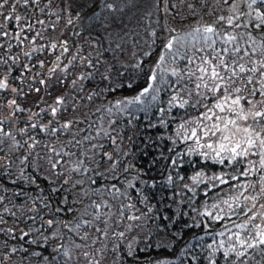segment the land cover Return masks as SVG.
<instances>
[{
	"label": "trees",
	"instance_id": "16d2710c",
	"mask_svg": "<svg viewBox=\"0 0 264 264\" xmlns=\"http://www.w3.org/2000/svg\"><path fill=\"white\" fill-rule=\"evenodd\" d=\"M13 1H9V4ZM55 1L58 5H63L62 0ZM68 1L71 8L82 17V21L69 28L68 48L75 57L83 55L86 60H91L95 65L93 69H90L89 65L85 67V73H92L90 78L85 79V87L88 89V95L93 93H98V95H92L91 100L85 97V100L89 103L90 110L99 107L96 112H92L91 116L94 120L106 116L109 120L108 124L110 123L106 129L108 135L104 136L102 143H97L100 153L96 155V159L100 160L99 163L104 164L106 169L114 170L118 176L112 179L107 176V179L99 181L107 180L119 183L116 185L118 188L126 187L130 203L136 205L142 210L139 212L145 215V218H141L143 220L141 221L142 229L137 232L138 241L134 245L131 243L139 255L138 264H155L161 259L171 260L172 264H209L211 250L207 248V245L214 241L216 244L220 226H224L225 219H228L225 217L222 221L213 220L207 215L200 214L201 202L205 198L213 196L217 191L216 188L211 187L207 191H203L200 186L193 192L190 187L185 188L184 185L187 184L194 171L198 169L215 171L222 165L204 160L198 154L189 155L183 142L177 140L174 144L169 139V136L173 134L174 126L182 117L198 114L203 111V108L194 109L188 106L181 109L177 105L169 111L168 101L176 91L175 88L178 87V85L172 87L169 83H158L160 92L157 100L146 98L144 104L128 105L124 112L117 110L115 102L135 96L146 86L145 81L149 74V68L154 67L160 55L164 53V44L172 34L168 33L169 29L175 28L176 32L180 33L187 30L186 27L196 26L191 20L194 22V18L205 17L204 12L208 9L209 3L212 6L213 0H208L206 7L202 6L201 0H183V2L168 0L170 10L168 12L163 11L164 0H160L158 5L156 0ZM231 1L229 0V2ZM44 2V0H39L38 4L30 3L25 6L21 0L15 14L27 17L28 22L33 23L34 28L41 31V24L37 21H41L43 18H52L47 13L48 10L44 6ZM189 3L195 5V13L188 7ZM108 4L113 7H106ZM6 7L8 8L9 5ZM39 9H44V11L41 12ZM246 10L247 7L244 5V9L241 11L246 12ZM187 19L188 22H185ZM153 30L156 31V37L151 35ZM32 31H26L30 40H32V35L36 34L34 29ZM81 37L82 39H80ZM153 40L155 43L152 42ZM25 41L23 44H26ZM5 43L6 50L3 54L7 60L5 67L17 66L16 72L22 76L23 72H27L22 68L23 62L31 61V59L28 56H21L20 44L7 49L8 41ZM128 50L131 54L128 56L131 57V63L121 62L119 59L126 57ZM37 51V53L42 52ZM144 53H150V55L145 56ZM17 55H19L20 62L18 64L10 63L9 57ZM96 59L98 60L96 61ZM138 62H141V70L135 68ZM178 66L184 69L186 61L180 59ZM103 75H107L108 79H103ZM166 79L174 82L176 77L169 72ZM129 83L133 85L132 89L127 88ZM121 85H125V87H121ZM195 99L192 98L193 101ZM161 108L165 109L163 114L159 111ZM161 119L169 122L167 127L160 124ZM44 121L47 120L44 119ZM44 121H38V123L45 124ZM92 122L88 126L92 127ZM150 124L155 127H149ZM25 125L23 126L25 127ZM55 126L57 125L55 124ZM50 128L55 127L50 126ZM86 134L88 135L87 132ZM26 136H33L40 142L33 149V153L29 155L22 150L20 155L16 153L17 151L6 155L0 167V196L5 197L4 201L0 203V216H3L6 221L4 224H0V228L16 229L12 235H8L6 232L0 233V261L2 264H20L22 260L23 264H45L41 257L31 255L33 252L39 251L43 256L49 257L51 264H65V261L67 264H82L70 254V259L66 257L64 251L69 253V247L72 245L70 242L84 243L94 249L95 246L90 242L89 237L93 233L97 235V229L104 230L106 224L103 220L104 214L100 213L103 206L97 209L95 206L92 207L91 203L102 204V200L99 195L95 194L93 185L90 184L85 201L79 203L72 189L65 185L61 188L62 181L59 178L56 181L50 180L44 174L42 162L44 163L45 155L36 150L43 148L45 140L48 141L50 136V138L54 137V140L57 137L62 140L63 137H66L65 140H67L69 136L67 131L64 133L59 130L56 134H52L51 131L41 132L39 128L35 130L29 128L28 133L23 134L22 141ZM113 137L116 140L115 144L112 143ZM59 138L55 142H61L63 145L66 141H59ZM77 145L80 147L79 143ZM101 151L112 153L113 159L107 160ZM82 153L88 163L89 155L86 152ZM24 155H28L29 158L22 163ZM65 157L63 155L61 159L65 160ZM173 159L177 161L175 165L171 163ZM117 161V166L113 169L112 164ZM129 165L132 167L125 172L124 169ZM61 166L62 164L59 165V168ZM91 167L93 171L90 169L89 173H95V168ZM129 172H133L134 175H130ZM168 175L173 177L172 183L168 182ZM32 177L36 178V182H31ZM128 181L134 182L135 189L128 187ZM96 184L99 185V183ZM52 188L60 190L54 193L51 191ZM37 197L49 204V207H43L40 200L33 204L32 201ZM65 198L67 203L62 202ZM4 207L11 209L16 213V216L13 217L11 213L3 212ZM32 208H36L38 211H30L29 209ZM57 208H61L63 211L57 212ZM96 213L102 217L99 223L94 219ZM90 214L94 219L91 223L88 222ZM33 216L36 218L35 220L27 219V217ZM80 217H84L88 222L84 229L81 227L76 229V226H72L78 223ZM49 219H54L57 223L49 227L46 224ZM241 219L243 218L238 216L234 218L237 223ZM65 223L68 224V227L64 226ZM20 229L24 231L31 229L32 232L21 240L19 238ZM81 231H86L88 240L80 239ZM54 232L57 235L53 236ZM117 232L120 231L117 230ZM43 237H48V240H43ZM33 239L38 243L31 244L30 241ZM117 240L120 245V248L117 249L119 255L111 257V261L107 264H134L132 258L122 259V253L129 243H124L123 239ZM60 245H63L62 249L58 248ZM13 246L18 249L14 254L9 251ZM23 249H27V252ZM53 249H57L55 259L50 255ZM252 253L256 254L257 258L258 254ZM5 256H8L9 259L4 260ZM221 256L222 252H219L215 257L217 264H223ZM260 257L264 262V255H260Z\"/></svg>",
	"mask_w": 264,
	"mask_h": 264
},
{
	"label": "snow or ice",
	"instance_id": "6c2138e0",
	"mask_svg": "<svg viewBox=\"0 0 264 264\" xmlns=\"http://www.w3.org/2000/svg\"><path fill=\"white\" fill-rule=\"evenodd\" d=\"M21 0H15V3L9 4V0H0V9H3L5 5H9L10 10L7 13L0 12V16L3 17L4 21L13 22L14 28L17 29L13 35L10 31L3 30L5 28L4 24H0V37L12 36L19 44H23L25 39H28L27 35H22L27 29L31 32L35 25L28 22L27 17H22L16 15L17 5ZM51 0H49V3ZM183 2V0H181ZM221 0H215V3L219 5ZM23 5L28 6L30 3H39V0H22ZM157 5L160 0H156ZM208 0H201L202 6L206 7ZM223 3L228 4L227 11L229 15H217L214 10H209V15H214L215 18L209 23H198L197 26L193 27L190 31L181 35L177 33L175 29H169L172 33L168 38L167 42L164 44V53L160 55L159 60L154 67L149 68V74L145 81L146 86H144L138 94L130 98L126 97L115 102V106L118 111L124 112L128 105L131 104H144L146 98H150L155 101L158 98L160 88L158 83H169L172 87L180 85V87L175 91V94L171 96L168 101V110L170 111L173 107L178 105L179 108L185 109L190 106L194 109L203 108L204 110L199 112V115L194 116L190 119H183L182 122L176 125L175 137L181 142L187 143L188 141H193L192 145L187 148L188 154H198L199 157L204 160L213 161L216 164L224 166H232L236 169L237 174H231L221 171L218 174H213L208 176L204 171H196L191 180L193 185H199L204 183L205 180L211 182L212 188H216L218 185H226L229 189H235L233 194H225L226 198H223L219 203H213L211 207L213 209H218L216 215H213L210 211H205L201 215H207L213 220H224L226 216H238L242 217L240 223L232 221L233 227L236 231L231 229H226L230 233L229 236V246L224 247L225 242L221 240L218 246H215V241L207 245V248L211 251L209 252L210 264H217L216 260L212 258L216 252L223 249V256L225 259L229 257L230 254L234 253L237 260L245 255L248 249H259L261 254L264 255V0H223ZM246 5L248 11H240L241 5ZM164 12L170 11L168 8V0H164ZM108 8H112L113 5H106ZM188 7L192 9L195 13L196 8L192 3L188 4ZM41 12L44 9H39ZM244 17V20H241ZM59 18V17H58ZM24 21V23H21ZM37 23L43 24L44 21H37ZM68 23L71 24L72 20L69 19ZM243 27L244 31H237ZM255 29L257 31V36H253L252 31L249 29ZM40 33L37 32L35 36L32 37V41H35L36 36ZM152 37H156V31L153 30L151 33ZM188 38H191L190 50L186 48V42ZM218 41L223 47L218 46ZM155 43V40L152 41ZM199 45V46H198ZM250 46V47H249ZM4 45L0 44V48ZM10 49L12 47L11 43L7 45ZM56 44H52L51 48L55 50ZM63 49V53L69 51L68 42L63 41L60 45ZM119 47V46H118ZM37 50L42 51L43 47L40 49L33 48L32 52ZM183 50V51H182ZM31 52H25V56H31ZM259 55V59L254 58ZM61 55H57L55 67L49 69L50 73H54L57 68L60 67L59 61L61 60ZM145 56L150 55V53H144ZM171 57L173 62L177 58L186 61V67L184 69L176 68H166L164 67L165 56ZM13 62H16V57H9ZM76 57H73L75 60ZM81 61L85 58L81 57ZM0 63H7V60L0 57ZM40 68L44 67V62L39 61ZM72 60L69 61V65ZM90 67H95L92 61H88ZM35 67V65H33ZM68 65L64 66V71L67 70ZM135 68L141 70V62L135 65ZM26 71H31L28 65H24ZM176 77L174 82H170L166 79L168 73ZM10 75V73H9ZM9 75H4L0 78V91H10L18 95H22V90L16 87H11L9 83ZM40 73L38 72L36 76L38 77ZM92 76L91 72L86 74H81L78 80L83 81ZM103 79H108L107 75H103ZM15 79L23 80V77H16ZM36 79V77H33ZM258 80L259 87H256L255 81ZM183 81L193 84L192 88H188L187 84H183ZM39 83L45 85L47 81L45 79H40ZM63 83V81H61ZM72 85L77 84V80L71 81ZM125 87V85H121ZM133 85L131 83L127 84L128 89H132ZM35 91L40 93V88L29 87V92ZM185 93L188 99H184L181 93ZM98 93H93L88 95L87 99L91 100L92 95ZM197 98L193 101L192 97ZM42 99V97H41ZM207 101L208 103H205ZM65 105V97L57 96L52 105H49L47 109L41 107L38 112H31L30 109H24L16 99H9L5 104H0V109L7 107L11 110L10 116L6 117V120H11L16 117L17 112L29 111L30 115L27 117V121H32L33 117L40 116L42 113L49 112L53 119H55L58 113L61 111L62 106ZM123 105V107H121ZM111 111V109H108ZM161 114L165 112V109L161 108L159 110ZM52 121L50 120L48 124H39L38 122L26 123L25 127L17 129L20 134H27L29 128L35 130L39 128L41 132L51 131L56 133L59 131L57 128H50ZM72 121H66L60 127L63 129H68L72 125ZM115 123V121H113ZM168 121L161 119L160 124L165 127L168 126ZM149 127H155V125L150 124ZM0 134L3 137L9 138L12 141L13 147H23L21 142L16 139V136L12 131H6L4 128V120H0ZM108 135V133H105ZM85 139H91L90 137H85ZM169 139L175 144L176 139L169 136ZM28 140L31 141L28 144L29 149H34L40 142L33 136H29ZM4 143L3 139H0V146ZM24 143H28L25 141ZM77 143H80L79 141ZM112 143L115 144L116 140L112 139ZM93 147H97L93 145ZM102 147V146H101ZM51 152L56 155L60 153L56 152L53 147L50 149ZM63 151V150H61ZM31 153H29L30 155ZM63 155H69V153L64 152ZM180 155V153H177ZM250 156H258V166L257 161L249 159ZM103 157L109 160L113 159L112 153L104 152ZM29 156H23V162L28 160ZM3 160V157H0ZM60 160L55 162L49 161L51 168L53 170L57 169L60 164ZM83 161H80L75 166L72 167V171L79 172L81 170V165ZM117 162H113L112 168L115 169ZM173 165L177 163L175 159L171 161ZM241 165L244 167L241 170ZM132 167L129 165L124 169L125 172ZM87 172L88 169L84 168ZM57 176H63V172H57ZM256 175L258 179L253 181L252 179H247L248 177ZM227 177V179L225 178ZM244 178V179H242ZM26 179H28L26 177ZM183 179V177H180ZM167 180L169 183L173 182V177L168 175ZM31 182H36V178L32 177ZM68 179H64L61 184H68ZM235 182V183H232ZM54 183V181H53ZM83 181H76V184H83ZM92 183H96L95 180ZM128 187L135 189V184L133 181H128ZM185 188H189V185L185 184ZM207 188V184H205ZM60 189L52 188V192H58ZM138 190V189H137ZM195 192V188L191 189ZM251 190V191H249ZM96 191H99L97 189ZM110 194H121L127 195V193H121L120 189L116 187L115 184L111 186L109 190ZM247 193V194H246ZM5 197L0 196V203L4 201ZM46 199V198H45ZM147 199V197H145ZM36 200L32 203L35 204ZM63 203H67L65 198ZM43 207L48 208L49 204L44 203L40 200ZM94 206L99 209L103 205L93 202ZM106 204V202H105ZM227 206L226 208L220 207V205ZM125 207L131 209L132 204H128ZM30 211H38L36 208L29 209ZM57 212L63 211L61 208L56 209ZM71 211V209H69ZM3 212L11 213L13 217L16 216L15 212H12L8 207H4ZM220 213H223L221 215ZM23 214V212H22ZM27 219L35 220L36 218L27 217ZM123 214L121 215V220H123ZM130 221H139L141 216L130 215L127 217ZM259 219V223H257ZM6 221L3 216H0V224H4ZM57 221L54 219H49L46 224L52 227ZM84 223H88L84 221ZM68 227V224H64ZM138 226V225H137ZM79 224L76 225L78 229ZM134 225L129 223L127 225V231H131ZM16 231L15 228H0V233H7L12 235ZM104 237H108L109 233L107 229L101 230ZM32 232L31 229L24 231L19 230V238L23 240L28 237ZM225 233L220 232L219 235L223 236ZM53 236L57 233H53ZM235 237L233 242L232 238ZM13 238H15L13 236ZM85 240L88 239V234L85 233ZM115 239L125 238V232H113L112 237ZM96 240L92 243L95 244ZM43 240L47 241L48 237H43ZM31 244H37L38 241L33 239L30 241ZM80 248L81 245H76ZM106 247V246H105ZM116 249L120 248L119 244L114 245ZM62 249L63 245L58 246ZM27 252V249H23ZM10 253L14 254L18 251L16 247H11L9 249ZM97 252H103V249H97ZM57 249H53L50 253L53 259L56 258ZM85 257H89L90 253L85 251ZM35 257H41L45 264H51L48 256H43L39 251L33 252L31 254ZM64 255L69 257V253L64 251ZM132 258L134 264H138L139 255L136 250L133 249L132 244L127 245L126 250L122 253V259ZM4 260L9 259L8 256L3 257ZM2 264V261H0ZM23 264V260L20 262ZM67 264V261H65ZM89 264H101L100 260L95 256H92ZM155 264H172L171 260L161 259L155 262ZM235 264V261L231 262Z\"/></svg>",
	"mask_w": 264,
	"mask_h": 264
},
{
	"label": "rangeland",
	"instance_id": "374dc122",
	"mask_svg": "<svg viewBox=\"0 0 264 264\" xmlns=\"http://www.w3.org/2000/svg\"><path fill=\"white\" fill-rule=\"evenodd\" d=\"M44 1H45L44 6H46L48 10L47 13L52 18L51 19L49 18L50 20L43 18L42 21H44V23L41 24L40 26L42 32L37 30V28H34L35 33L37 32L40 33L39 36H36L34 42L30 40V37L28 36V33L26 32L27 29H26L25 33L22 35H27L28 39H25L26 44H20V47H19L21 49L20 50L21 56H25L24 55L25 52L32 53L31 56H28L29 59H31V61L27 60V62L24 61L22 64L23 70H25L24 65H28L31 71L23 72L21 76L20 74H18V72H16V70L18 69L17 66L12 65L10 68H6L4 66L3 74L0 75V78H2L4 75H9L10 73L9 75L10 86L21 89L23 94L18 95L10 91H0V104L6 105L9 99H16L17 103H19L22 108L24 109L31 108V112H38L41 107L47 109L49 105H52L57 96L65 97V105L62 106L61 111L58 113L55 119L52 118L49 112L42 113L40 116L33 117V119L35 120V122L44 121L45 119L47 120V121H44L45 124H47L51 120L52 123L54 124L51 123L50 126H53L59 129L60 131L62 130L64 133L67 131V134H69L67 140H65L66 137H63V140L62 138L57 137L59 138V141H66V142L63 145L61 142H59L61 144L60 145L59 143L55 142L57 138H55L54 140L53 139L54 137L50 138L51 137L50 136L48 141L45 140V144H44L45 146L41 148L40 150H36V151L39 153H43L45 155L44 163L42 162L44 174L48 176L50 180H54V181H56L58 178L61 181H63L64 179H68L69 182L68 184H65V186L72 189V191L74 192L73 194L75 195V198L76 200H78L79 203L85 201L89 193L90 184L93 185L95 194L100 196L103 207L101 209V212L100 211L99 212L104 214L103 220H104V223L106 224L105 229H107L109 236L104 237L102 233L98 231H97V235L93 233L89 237L91 243L93 240H96L97 237H99V239L97 240L95 244L92 243L95 246L93 247L94 249H91L84 243L74 244L70 242L72 245L69 247V254L73 256V258L78 259L82 264H89L92 256H95L97 259H99L101 264H107L108 262L111 261V257L114 258L115 256L117 257L119 255L118 250L114 247V245L118 244L119 242L117 239L111 238L112 233L117 232V230L124 231L125 238H123L122 241H124V243L125 242L132 243L134 245L138 241L137 232H139L142 229L141 221L143 220L140 219L139 221H130L127 219V217L130 215H137V216H141V218L142 217L145 218V215L141 213L142 210L139 209L136 205L134 206L132 204L133 207L131 209L125 207L126 205L131 204L127 198V195L110 194L109 190L111 189V186L113 184L118 185L119 183H112L107 180L104 182L99 181L100 179H107V176L111 179L116 178L118 176V174H116L114 170L112 169L110 170V168H108L109 169L108 170L106 169L104 164L99 163L100 160L96 159V155H98L100 152L98 151L97 147L95 148L93 147V145L98 146L97 143H102V139L104 138V136H106L105 135V133H107L106 129H108V127L110 126V123L108 124L109 120L106 116L98 117V119L96 120L93 119V117L91 116L92 112H96L99 109V107H94L92 110L89 109L90 105L85 100V97H88V89L85 87V80L83 81L78 80V77L81 74H86L84 70H85V67L88 65L89 60L84 59L82 62L80 59L81 55L77 56L76 59L73 60L74 55L70 52V50L66 53H63V55H61V53L63 52V49L60 47L61 43L63 41H67V38L70 35L69 28L72 27V25L78 24L80 21H82V17L80 16V14H78V12H75L74 9L71 8L68 0H62L63 5H58L56 3L57 1L55 0L54 1L51 0L50 3H49V0H44ZM12 3H15V0L11 2V4ZM6 6L7 5H5L3 9H0V12L7 13L10 8L8 7L9 8L8 9ZM227 8H228V4L223 3V0H221L220 2V7H218V5L215 3V0H213L212 6H210V3H209L208 9L204 12V14H206L205 17L202 16V17L194 18L193 19L194 22L192 20L191 22L193 24H196V26L198 23H201V24L209 23L215 18L214 15H209L210 9L214 10L215 14L217 15L227 16L230 14L227 11ZM242 9H244L243 4L240 7V11ZM247 11L248 9L246 10V12ZM20 16L22 15L20 14ZM69 19L72 20L71 24L68 23ZM241 20L243 19L241 18ZM185 22H188V19ZM21 23H24V21H22ZM0 24L5 25V28L3 30L10 31L13 35L15 34V31L17 29L13 28L14 24L12 22L4 21L3 17L0 16ZM193 27H195V25ZM193 27L191 28L186 27L187 30L181 31L180 34L183 35L184 33L190 31ZM244 30L245 29L241 27V29H238L237 31H244ZM251 31H254L252 32L253 36H257V31H255L254 29H251ZM35 35L36 34H33L32 37ZM0 38L2 39L1 44L8 41V44L11 43L12 47L14 45L19 46V43L15 39H13L12 36L0 37ZM80 39H82V37ZM85 40L87 41L86 38ZM52 44L57 45L55 50L51 48ZM190 45H191V38H188L186 42V48H188L189 50H190ZM218 46L223 47V45H221L219 41H218ZM41 47H43L42 52H39V53H37L38 51H35L36 53L32 52L33 48L40 49ZM0 49L3 50L4 48H0ZM7 49L9 48L7 47ZM57 55H61V60L59 61L60 67L57 68L54 73H50L49 69L55 67L57 63L55 60ZM18 56L19 55L16 56V62H13V64L14 63L18 64L20 62ZM128 56H131L129 50L126 53V57H121L119 60L121 62L131 63V57H128ZM82 57L84 58L83 55ZM254 58L259 59V55L257 54ZM98 59H101V58H98ZM98 59H96V61ZM70 60H72V63L69 65ZM179 60L180 59L177 58L176 61L173 62L171 57L166 55L164 67L169 68V69L176 68L178 70L183 69V68H179L178 66ZM39 61L44 62L43 68H40L39 63H38ZM33 65H35V67H33ZM65 65H68L66 71L63 70ZM93 68L94 67H90V69H93ZM38 72L40 73V75L37 77L36 74ZM16 77H23V80L15 79ZM33 77H36V79H33ZM40 79H45L47 83L45 85H41L39 83ZM73 80H77V84L75 86H73L71 83V81ZM61 81H63V83H61ZM182 83L187 84L188 88H192L194 86L193 84L188 83L187 81H183ZM16 84H18L19 87ZM255 85L256 87H259L258 80L255 81ZM29 87L40 88L41 92L40 93H36L35 91L29 92ZM179 87L180 85H178V87H176L175 89L177 90ZM173 94H175V92ZM181 96L184 99H188L187 95L183 92L181 93ZM192 98L195 99L197 97L194 95ZM205 103H208V102L205 101ZM10 113H11V110L8 109L7 107L0 109V120H4L5 130L12 131L13 134L16 136V139L21 142L23 147H19V148L13 147L11 139L3 137V135L0 134V139H3L4 141L3 145L0 146V157H3V160H0V164L5 160L6 155L13 154L16 151L18 155L21 154L22 150H24L26 154L33 153V149H29L28 147V144L31 143V141L28 140V136H26L25 140L22 141L23 134H20L17 131V129L24 127L23 125H25L26 122H28L27 117L28 115H30V112L29 111L17 112L16 117H13L11 120H6L5 118L10 116ZM197 115H199V113L195 115H189L188 117H182L177 122V124L182 122L183 119H190ZM34 120L29 121V122L33 123ZM66 121H72L73 123L68 129L61 128L60 126L64 124ZM91 121H93L92 127L88 126V124ZM55 124L57 126H55ZM176 125L174 126L172 137L176 139V141L177 140L180 141L178 138L175 137ZM86 132L88 133V135L86 134ZM85 137H90L91 139H85ZM112 139H114V137ZM25 141H28V143H24ZM78 141L80 142L79 143L80 147H78L77 145ZM184 144L188 148L189 145L193 144V141H188L187 143H184ZM53 147L56 149L57 153H60V155H56L55 153L50 151V149ZM80 148H82L83 150ZM64 152L69 153V155H66L65 160H62L61 157H63ZM82 152L84 153L86 152L89 155L88 163H86ZM101 152L104 153V151H101ZM249 159L257 161V166H258V160H259L258 156H250ZM35 160H37V157H35ZM50 160L52 162H55L56 160H60L61 161L60 164H62V166L59 168V165H60L59 164L57 166V169L53 170L49 163ZM80 161H83L81 165V170L79 172L72 171L71 170L72 167L75 166ZM85 163L88 165L87 167ZM90 165L93 166V168H95V173H92V172L89 173L90 169L91 171H93ZM89 166H90V169H89ZM243 167L244 166L241 165V170ZM84 168H88V171L85 172ZM219 168L220 169L215 170V171H205L202 169H198L196 171L202 170L208 176H211L214 173L218 174L221 171L226 172V173H231V174H237L236 169H234L232 166L222 165ZM106 170L109 172L107 173ZM196 171H194L190 175L187 181V185H189L190 189L194 187L196 190L200 186H202V190L207 191L209 188L212 187L211 182L207 180H205L204 183H201L199 185H193L191 176H193ZM57 172H63L64 175L57 176L56 175ZM129 174L132 176L134 175L133 172H129ZM225 178L227 179V177ZM247 179H252L253 181H255L256 179H258V176L252 175L248 177ZM93 180H95L96 183H99V185H97L96 183H92ZM76 181H83L84 183L76 184L75 187H73ZM216 183L218 186L216 187L217 191L215 192V194L213 196H210L209 198L204 197L205 199L201 202L200 207H199L200 214L204 213L207 210V211L212 212L213 215H216L218 212V209H213L211 205L213 203H219L221 199L226 198V195H225L226 193L233 194L236 191L235 189H229L228 186L226 185H219L218 182ZM232 183H235V182H232ZM205 184H207V188L205 187ZM121 186H125V185H121ZM97 189H99V191H96ZM119 189L121 193H127L126 187H122V188L119 187ZM91 206L92 207L94 206L93 202L91 203ZM220 207L226 208L227 206L221 204ZM122 214L124 217L123 220H121ZM220 214L223 215V213H220ZM236 217L237 216H226L228 220L225 219L224 226H220V230L218 231V233L224 232L225 234L223 236L219 235L218 241L216 242L215 246H218L221 240L225 242L224 247L229 246L228 241H229L230 233L226 231V229H231L233 232L236 231V229L232 225V221H235L234 218ZM94 219H95V222L97 221V223H99L102 217L98 216L96 213ZM94 219L92 215L90 214V218L88 222L90 221L91 223L94 221ZM84 221H86L84 217H80L77 223L80 225L82 229H84L86 225ZM240 222L241 221H239L238 223ZM256 222L259 223L260 222L259 219H257ZM129 223L134 225L131 231H127V225ZM76 225H72V226H76ZM85 233L86 231L85 232L81 231L80 239L82 238L83 240V236ZM232 240L234 242L235 237H233ZM71 241H74V240H71ZM76 245H81V247L77 248ZM261 247H264V246H261ZM97 249H103V252H97ZM85 251L90 253L89 257L84 256L83 253ZM219 252H222L221 258H222L223 264H231V262L233 261H235V264H264V262L262 261L263 259L260 257V255L262 254L259 249H248L245 255L241 257L239 260L236 259L234 253L230 254L229 257L225 259L223 256V249H221ZM219 252H216L212 258L215 259V257L217 256V254H219ZM252 252H255L258 254L257 258H256V254H253Z\"/></svg>",
	"mask_w": 264,
	"mask_h": 264
},
{
	"label": "flooded vegetation",
	"instance_id": "af4514ba",
	"mask_svg": "<svg viewBox=\"0 0 264 264\" xmlns=\"http://www.w3.org/2000/svg\"><path fill=\"white\" fill-rule=\"evenodd\" d=\"M1 41H2V39L0 38V44H1ZM3 45H4V49H6V45H5V43H2ZM4 49L2 50V49H0V57H2L3 59H6V58H4ZM9 61H10V63H12L13 62V60L12 59H9ZM9 61H8V64H9ZM4 66H5V64L4 63H0V75H2L3 74V70H4ZM18 87H19V85L18 84H16ZM5 158H6V156H5ZM0 167H1V164H0Z\"/></svg>",
	"mask_w": 264,
	"mask_h": 264
}]
</instances>
